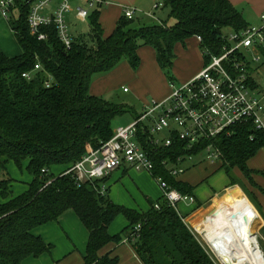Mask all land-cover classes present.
I'll return each mask as SVG.
<instances>
[{
    "label": "trees",
    "instance_id": "1",
    "mask_svg": "<svg viewBox=\"0 0 264 264\" xmlns=\"http://www.w3.org/2000/svg\"><path fill=\"white\" fill-rule=\"evenodd\" d=\"M28 8L20 3L19 13L8 22L22 53L9 57L0 51V264H23L27 258L49 253L52 245L33 230L57 221L67 210L88 231L82 264H118L117 256L99 255V251L122 241L131 245L143 264H214L177 209L162 196L149 200L147 211H137L109 198L107 177L78 182L71 173L63 172L88 148L96 149L112 136L115 118L125 113L138 116L128 103L90 94L94 77L121 61L136 70L140 63L137 51L148 45L155 50L167 80L175 82L171 73L175 44L200 36L201 50L219 52L226 32L249 25L240 10L229 0H162L158 9L168 10L165 20L128 19L122 14L108 36H103L99 11L94 10L87 18V31L71 29V43L66 48L54 25L40 28L47 35L45 40L31 35ZM35 64H39L36 70ZM24 72L32 74L27 78L22 76ZM213 143L219 151V170L226 173L229 186L234 184V169L250 179L247 161L264 146V131L254 130L249 123L236 124ZM181 145L151 149L153 175L195 198L194 187L175 178L167 168L178 166L176 158L185 152L199 153L197 148L185 151ZM10 162L31 176L26 190L17 195H12L14 179L6 167ZM119 215L128 225L112 235L108 227Z\"/></svg>",
    "mask_w": 264,
    "mask_h": 264
},
{
    "label": "built area",
    "instance_id": "2",
    "mask_svg": "<svg viewBox=\"0 0 264 264\" xmlns=\"http://www.w3.org/2000/svg\"><path fill=\"white\" fill-rule=\"evenodd\" d=\"M70 1L0 0V18L9 22L19 13V4L25 3L29 7L27 23L31 35L45 40L47 35L40 28L54 25L60 41L68 48L71 43L67 21ZM102 4L103 0H84L83 5L76 6L75 18L86 20L90 10H97ZM154 6L160 8L162 0H155ZM123 14L131 19L135 12L125 8ZM196 38L200 43L201 37ZM201 51L204 64L199 73L179 85L168 81L170 93L166 99L152 101L131 124L113 129L107 141L96 149L88 148L63 174L71 173L76 181L83 182L104 179L112 171L126 166L152 175L170 206L177 209L181 201L193 202L192 196L179 193L160 176L153 175L155 163L151 149L182 144L185 151L197 148L198 154L206 152L207 160L219 159L213 140L229 127L249 123L254 130L264 131V97L258 96L263 88L257 79L264 63V9L258 15L257 24L226 32L219 52L207 48ZM38 68L39 64H35L34 70ZM31 74L24 72L22 76L29 78ZM186 153L176 158L178 166H166L169 173H182L179 165L196 156ZM158 207L155 204V208ZM137 229L139 225L134 233Z\"/></svg>",
    "mask_w": 264,
    "mask_h": 264
},
{
    "label": "crops",
    "instance_id": "3",
    "mask_svg": "<svg viewBox=\"0 0 264 264\" xmlns=\"http://www.w3.org/2000/svg\"><path fill=\"white\" fill-rule=\"evenodd\" d=\"M229 1L237 8L240 0ZM83 2L84 0L70 1V12L67 15L70 31L76 23L80 24L75 18V8L77 5H83ZM154 3L155 0H103V4L97 9L99 11L98 22L101 25L103 36L111 34L118 18L122 16L125 8L133 7L135 12L134 17L139 16L144 19L148 17L163 21L152 13ZM263 9L264 7H259L258 15ZM77 27L73 28V30H76ZM20 49L17 40L14 39V33L9 23L0 18V51L6 56L13 57V55L17 56ZM137 53L140 63L136 70H132L128 62L121 61L111 71L96 76L90 83L89 93L102 97L110 95L113 91L129 93L133 102L142 105L143 109H146L152 101L161 102L166 99L170 93V86L156 61L155 50L151 46L144 45L138 49ZM174 54L175 58L172 63L171 73L177 85L189 81L203 67L204 59L196 36L186 39L183 44L176 43L174 46ZM124 89L126 91H123ZM130 105L134 108L136 107L133 103H130ZM183 164L184 162L179 166L182 167ZM7 166L10 174L15 171V165L13 163L10 162ZM247 167L252 171L251 176L256 185V188L250 190V193H252V204L244 196H238L239 201L235 199L227 207L230 208L229 214H233L234 209L242 205L243 202H241V199L242 201L250 203L258 214V224L262 229L261 239L264 243V146L254 156L248 159ZM53 171L56 174L59 173L58 170ZM197 171H201L200 174L202 175L208 173L204 169H197ZM13 179L12 192L14 188L15 192L12 195H17L26 190L27 187L20 181L24 180L22 182L28 183L31 180V176L27 174L24 179ZM195 179L198 180L197 178ZM188 184L191 185L190 183ZM106 186L108 188L109 198L114 203L137 211H147L149 209L148 201L156 200L162 193L152 175L145 171L129 169L126 166L112 171L107 176ZM226 187L228 185L223 190ZM217 194L218 192L212 188L204 202ZM229 197L233 196L230 192H227L221 199L214 201L225 202ZM0 201H2L1 196ZM223 211L224 209L219 210L209 220H200L202 222L196 226L198 227V231L218 225L217 222L225 215ZM206 215H208V212H206ZM127 225L128 222L125 217L119 215L109 225L108 232L112 235L117 234ZM33 233L40 236L46 243L52 245V250L37 258H27L23 264H82V256L88 239V231L72 210L65 211L57 221L48 222L36 227ZM105 253H111V255L117 256L119 260L118 264H143L135 254L131 245L126 241H122L117 245L113 243L106 245L99 251V255Z\"/></svg>",
    "mask_w": 264,
    "mask_h": 264
},
{
    "label": "rangeland",
    "instance_id": "4",
    "mask_svg": "<svg viewBox=\"0 0 264 264\" xmlns=\"http://www.w3.org/2000/svg\"><path fill=\"white\" fill-rule=\"evenodd\" d=\"M154 5L152 6V13L154 14V16L161 18L162 20H165L168 14V10L167 9L161 10V9L155 8ZM259 7L261 8L264 7V0H240L238 3L237 9L240 10L247 24L255 25L258 23ZM130 8L133 9V7H130ZM94 10H95L94 8L90 10V15L92 14ZM78 21L80 22V24L76 23V25L73 26L71 29L78 26L77 30L87 31V28H88L87 19L78 20ZM14 39H16L15 35H14ZM21 53H22V50L20 49V52L17 53V55H20ZM263 77H264V63L260 66V73H259V76L257 77L259 83L261 84L263 88V90L258 95L260 97H264ZM94 79L95 77L92 79V81ZM103 98L107 100H111L113 102H125L128 104L130 103L135 104L136 114L138 116L140 115L141 112L145 110L142 108V105H138L133 102V99L129 93H123V92L119 93V92L113 91L111 92L110 95H106ZM134 118L135 117H133V115H131L130 113H125L113 120L112 127L113 129H115L118 126H127L132 123ZM263 121H264V117H263ZM205 157H207V154L206 152L202 151L200 154H197L192 159H187L182 166L183 173L174 175L175 178L179 180L188 182L191 185L193 184L192 185L194 187L193 195L195 196L193 202H188V201L182 202L181 201L177 203V211L179 215L183 217L182 220L185 223V225L188 227V229L194 234V236L203 245V247L211 254V256L213 257L214 264H222L219 258L214 254V252L210 248L209 244L204 239L203 232L198 231V227L196 226L198 225V223L204 221V219L209 220L219 210L225 209L235 199L239 201L238 196H244L252 204V193H250V190H253L254 188H256V185H255V182L253 181V177L251 176L252 171H250V174H248L250 177V179L248 180L246 179L245 175L241 173L238 169H234L233 170V176L235 179L234 184L229 185L223 190V188L229 184V179L223 170H219L220 160H218L217 158H212L210 160H207ZM197 169H201V170L204 169L208 173H206V175H202L200 174L201 171L198 172ZM14 170L15 171L11 172L10 174V176L13 178L24 179L25 176L28 174L25 169L19 170L16 166L14 167ZM207 175H209L208 178L204 180V178ZM195 178H197L198 180H196ZM22 181L20 182L26 185V183ZM105 186H106V183H105ZM212 188L215 189L218 192V194L213 197H210L207 201L204 202V200L208 197L207 194L211 192ZM14 190L15 188L13 189L12 194H14L15 192ZM227 192H230L233 197H229V199L225 200V202L214 201V200L221 199ZM241 202H243L242 205L244 203H247V201H242V199H241ZM198 203H201V204H198ZM238 209L235 208L234 211L236 210L237 212ZM206 212H208V215H206ZM231 215L232 214H229V213L225 214L224 217H222L221 220L217 222L218 225H214L209 228H213V227H215L216 229L223 228L224 225L228 222ZM261 231L262 229L260 228V225L257 224L256 230H255V236L258 240V243L260 244L261 249L264 252V243L261 239Z\"/></svg>",
    "mask_w": 264,
    "mask_h": 264
},
{
    "label": "bare ground",
    "instance_id": "5",
    "mask_svg": "<svg viewBox=\"0 0 264 264\" xmlns=\"http://www.w3.org/2000/svg\"><path fill=\"white\" fill-rule=\"evenodd\" d=\"M237 209L223 228L201 230L203 237L222 264H264V252L255 236L258 214L250 203ZM229 211L227 207L223 212Z\"/></svg>",
    "mask_w": 264,
    "mask_h": 264
}]
</instances>
